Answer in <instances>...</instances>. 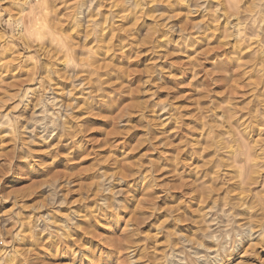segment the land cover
Returning <instances> with one entry per match:
<instances>
[{"label":"clouds","instance_id":"1","mask_svg":"<svg viewBox=\"0 0 264 264\" xmlns=\"http://www.w3.org/2000/svg\"><path fill=\"white\" fill-rule=\"evenodd\" d=\"M0 92V264H264V0H0Z\"/></svg>","mask_w":264,"mask_h":264},{"label":"rangeland","instance_id":"2","mask_svg":"<svg viewBox=\"0 0 264 264\" xmlns=\"http://www.w3.org/2000/svg\"><path fill=\"white\" fill-rule=\"evenodd\" d=\"M177 58H179V57H177ZM148 60H149V57L141 56L138 60H136L134 62V66H139L142 69V68L146 67V63ZM174 71H176V70H174ZM177 74H179V73L177 72ZM136 79L139 80L140 78L136 77ZM9 82H10V77H9ZM0 94H2V92H0ZM113 115H115V113H112L108 110H104L99 117H95L92 119H94L96 127L98 129H103V128L109 126L110 121H109L108 117L113 116ZM94 134L97 136L98 141L103 138V134L101 132H94ZM135 135H136V133H130L128 136V141H132V137ZM87 162L88 161L86 159L85 163H87ZM85 242L87 243V239ZM91 246H95V243H93V245H91ZM241 255H242L241 264H243V257H246L247 253H243ZM64 264H67V261H65ZM77 264H81L79 257L77 258Z\"/></svg>","mask_w":264,"mask_h":264}]
</instances>
